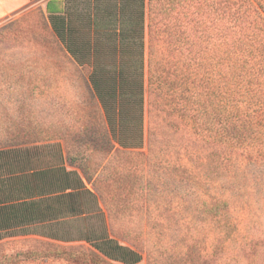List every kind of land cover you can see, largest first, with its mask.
I'll return each instance as SVG.
<instances>
[{
  "label": "rangeland",
  "instance_id": "374dc122",
  "mask_svg": "<svg viewBox=\"0 0 264 264\" xmlns=\"http://www.w3.org/2000/svg\"><path fill=\"white\" fill-rule=\"evenodd\" d=\"M117 1L70 3L86 15ZM169 1L155 15L158 88L148 83L144 30L137 147L110 136L91 67L70 57L40 9L0 22V148L58 144L96 197L74 215L0 232V264H82L62 251L88 252L84 238L104 230L141 254L135 264H264V156L239 147L264 142V0L247 11L224 0ZM235 102L251 115L245 132L234 126ZM198 111L210 131L194 132ZM123 126L136 130L127 112Z\"/></svg>",
  "mask_w": 264,
  "mask_h": 264
},
{
  "label": "trees",
  "instance_id": "16d2710c",
  "mask_svg": "<svg viewBox=\"0 0 264 264\" xmlns=\"http://www.w3.org/2000/svg\"><path fill=\"white\" fill-rule=\"evenodd\" d=\"M164 1L166 0H119L104 8L95 5L84 15L74 10L71 0H62V6L56 8L51 7L49 0L45 7L46 14L40 10L53 36L70 57L79 65L91 67L88 79L102 108L110 136L123 147H137L143 142L146 25L148 83L149 86L158 88L161 80L165 82V78L159 73L155 56L157 25L162 23L156 21L155 15L158 11L166 12L171 7L164 6ZM224 1L236 4L237 9L244 7L246 11L256 8L257 3L255 0ZM261 20L264 22L263 17ZM246 47L248 46L245 49ZM257 63L264 67L259 59ZM166 90L167 97L177 96L170 93L169 89ZM245 104L247 100L243 101V105ZM230 105L229 111L236 112L234 126L236 123L239 130L245 132V129H249L247 125H250V113L239 108L236 102ZM126 112L132 115L135 123L136 130L133 132H128L123 126ZM198 112L200 114L194 115L195 123L192 124L194 132L210 131L208 115L204 118L205 111ZM230 119V115L226 114L220 124L221 140L225 143L228 141L227 129L231 128L227 127L231 124ZM239 147L241 152L257 151L264 156V142L261 143L258 138ZM85 198L96 202L95 195L85 187L81 176L76 171L66 169L58 144L0 148V232L74 215L83 208L82 199ZM84 240L90 244L88 252L64 250L63 254L82 264H135L141 260V254L137 250L119 243L105 230L87 236Z\"/></svg>",
  "mask_w": 264,
  "mask_h": 264
},
{
  "label": "crops",
  "instance_id": "0c3cea01",
  "mask_svg": "<svg viewBox=\"0 0 264 264\" xmlns=\"http://www.w3.org/2000/svg\"><path fill=\"white\" fill-rule=\"evenodd\" d=\"M47 1L49 0H0V22L24 16L35 7L46 14L45 7ZM50 5L53 8L61 7L62 0H50Z\"/></svg>",
  "mask_w": 264,
  "mask_h": 264
}]
</instances>
